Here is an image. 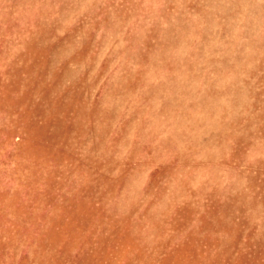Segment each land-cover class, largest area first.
Wrapping results in <instances>:
<instances>
[{
    "label": "rangeland",
    "instance_id": "1",
    "mask_svg": "<svg viewBox=\"0 0 264 264\" xmlns=\"http://www.w3.org/2000/svg\"><path fill=\"white\" fill-rule=\"evenodd\" d=\"M0 264H264V0H0Z\"/></svg>",
    "mask_w": 264,
    "mask_h": 264
}]
</instances>
